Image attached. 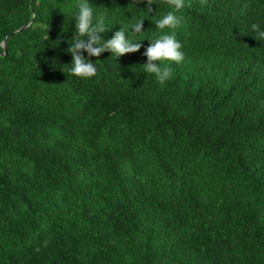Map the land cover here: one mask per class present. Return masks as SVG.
<instances>
[{
    "label": "trees",
    "instance_id": "obj_1",
    "mask_svg": "<svg viewBox=\"0 0 264 264\" xmlns=\"http://www.w3.org/2000/svg\"><path fill=\"white\" fill-rule=\"evenodd\" d=\"M79 2L0 0V264H264V0H184L175 29L169 0H91L103 40L144 30L81 50L91 78L69 71ZM163 33L185 58L160 83Z\"/></svg>",
    "mask_w": 264,
    "mask_h": 264
},
{
    "label": "clouds",
    "instance_id": "obj_2",
    "mask_svg": "<svg viewBox=\"0 0 264 264\" xmlns=\"http://www.w3.org/2000/svg\"><path fill=\"white\" fill-rule=\"evenodd\" d=\"M147 8L155 4V0H144ZM169 6L172 10L166 12L161 18L155 21L157 28L169 29L177 28L182 17L175 14V10L181 9L184 6V0H169ZM77 11L74 17L76 18L77 34L69 43L67 51L72 53L73 59L69 71L78 77L91 78L97 73V66L91 60L86 58L81 50H86L89 56H99L105 50H110L116 58L121 54L129 53L138 50L141 44L133 39L132 34L143 32V19H137L126 32L123 28L116 31L115 34L106 41L101 38L99 33L108 28L109 16L107 10L101 12L92 7L91 0H80L76 5ZM251 29L255 36L259 39H264V25L260 23H252ZM87 36V41L84 37ZM150 45L144 53L148 62L143 63L145 73H154L160 83L171 78L170 67L163 66L164 61H171L179 64L183 62L185 53L183 45L174 34L163 33L154 36Z\"/></svg>",
    "mask_w": 264,
    "mask_h": 264
},
{
    "label": "water",
    "instance_id": "obj_3",
    "mask_svg": "<svg viewBox=\"0 0 264 264\" xmlns=\"http://www.w3.org/2000/svg\"><path fill=\"white\" fill-rule=\"evenodd\" d=\"M31 23V21L30 22H28L27 24H25L23 27H26V26H28L29 24ZM22 27V28H23ZM21 29V28H20ZM19 29V30H20ZM3 43V46L5 47V50H7V44H6V39H4V41L2 42Z\"/></svg>",
    "mask_w": 264,
    "mask_h": 264
}]
</instances>
